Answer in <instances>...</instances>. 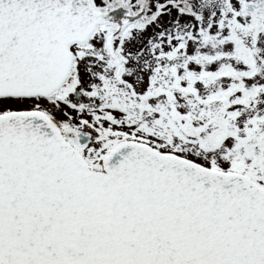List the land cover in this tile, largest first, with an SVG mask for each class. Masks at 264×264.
Segmentation results:
<instances>
[{"label":"snow or ice","instance_id":"obj_1","mask_svg":"<svg viewBox=\"0 0 264 264\" xmlns=\"http://www.w3.org/2000/svg\"><path fill=\"white\" fill-rule=\"evenodd\" d=\"M0 264H264V0H0Z\"/></svg>","mask_w":264,"mask_h":264}]
</instances>
